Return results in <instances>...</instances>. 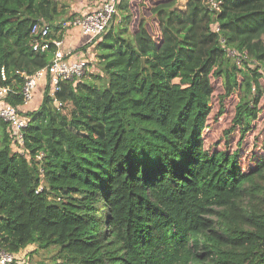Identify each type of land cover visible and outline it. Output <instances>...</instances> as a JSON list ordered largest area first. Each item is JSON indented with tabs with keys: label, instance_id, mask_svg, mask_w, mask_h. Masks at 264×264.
Masks as SVG:
<instances>
[{
	"label": "trees",
	"instance_id": "16d2710c",
	"mask_svg": "<svg viewBox=\"0 0 264 264\" xmlns=\"http://www.w3.org/2000/svg\"><path fill=\"white\" fill-rule=\"evenodd\" d=\"M218 1L220 12L187 0L163 29V7L178 0H121L122 19L94 44L100 67L63 82L56 103L47 85L25 112L28 157L13 150L0 119L5 250L54 248L50 264H264V150L243 153L264 120V0ZM60 3L0 0V83L17 92L13 105L24 104L18 72L53 58V47L34 51L33 25L62 39L77 16ZM145 11L156 14L153 25L139 20ZM215 79L224 91L216 119L237 100L217 141L207 135Z\"/></svg>",
	"mask_w": 264,
	"mask_h": 264
},
{
	"label": "built area",
	"instance_id": "2783aa9c",
	"mask_svg": "<svg viewBox=\"0 0 264 264\" xmlns=\"http://www.w3.org/2000/svg\"><path fill=\"white\" fill-rule=\"evenodd\" d=\"M95 1V7L91 10L64 23V29L66 30L74 27L80 28L82 34L86 37L85 44L93 43L89 46H94L96 41L107 32L118 13V5L121 0ZM204 1L211 10L221 11L222 1ZM217 30H219V27H217ZM32 33L41 38L34 43V51L45 52L49 51L51 47L54 48L51 63L33 74L18 72L24 78V84L20 92L24 104L20 106L13 105L9 101V97L17 94V92L11 86L0 83V119L8 125L13 150L25 157L29 156L25 138V129L29 121L22 106L31 103L34 92L42 84L44 85V91L49 85V96L56 103V93L60 90L62 83L82 79L86 76L90 64L88 57L73 58L74 52L67 49L64 44V37L62 39L52 38L50 29L46 25L40 23L33 25ZM229 54L234 55L235 53L229 50ZM0 76L2 80L7 79L4 68L1 69ZM42 156L43 153H39L36 157L42 159ZM28 252L26 249L19 253H11L0 244V264H29Z\"/></svg>",
	"mask_w": 264,
	"mask_h": 264
},
{
	"label": "rangeland",
	"instance_id": "374dc122",
	"mask_svg": "<svg viewBox=\"0 0 264 264\" xmlns=\"http://www.w3.org/2000/svg\"><path fill=\"white\" fill-rule=\"evenodd\" d=\"M59 1L63 4L65 3V4L70 5V7H72L73 4H75L77 2L79 3V0H59ZM61 3H60V5H61ZM128 3H129V5L131 4L130 0H128ZM186 3H187V0H178V2L175 3V5H171L168 10L166 9L167 7H163L164 12L161 14V18L163 19V26H162L163 29L169 27L165 21L167 15H170L171 17H173L172 12H170V11L173 10L175 12V14H180L182 16V15H184L183 11H185L183 9V6L186 5ZM77 7H82V11H83V12L81 11L80 13L78 12L79 14H77V16H80L83 13L87 12V10L85 9L86 8L85 5L84 6L78 5ZM129 10L132 12V20H131V26L133 27L132 29H136L138 26V23H139L138 19L135 20L137 13L133 11V8L129 7ZM159 11H161L160 8L155 9V12L158 13ZM155 15L154 16L151 15L150 11H145V13H143L141 15L139 20L144 21L146 25H153V23L155 21H157V18ZM121 19H122V14H121V11L119 10V14L117 13V15L114 17L112 23H115V25H116L117 23H119V21ZM159 25H161V24L158 22V26ZM74 29H77L79 36L84 37L80 28H78V27L72 28V30H74ZM78 53H80V52H76V53L74 52V56H76ZM87 57L91 61V64H89V69H91V66L94 65L93 69L97 70L100 67V65H99V58L97 59V57H96L95 48L89 49ZM89 69H88V71H89ZM93 69H91V70H93ZM88 75H89V73H88ZM262 82L264 84V80ZM213 85L215 87V95H214L215 114L212 118L213 121L210 125V131L207 135L213 141H217V140L221 139V137L223 135V131L225 129H228L231 125V120H232L233 115H234L233 108H234V104L236 103L237 100H235L233 103L232 102L227 103L225 112L222 115L218 116V119H216L217 117L215 115H217V113H218L217 110L219 108L218 95L222 94L224 91L223 92L221 91L222 88H221V80L220 79H215L213 81ZM32 101L30 103L31 107L26 108L27 110H25V108H24V111L30 112V111L36 109L38 107V105L40 104V102L34 101L32 103ZM262 103L264 104V96L262 98ZM239 139H240V131H239V129H236L232 132L230 146H232L233 148H237V143H238ZM243 144H244L243 153H244V156L246 159L248 158L249 155L254 154L256 151H258V154L263 153V150H264V120H260L259 122L256 123V127L254 129H252L247 134L246 138L244 139ZM224 146H226L225 143H224ZM220 147H223V145L222 146L220 145ZM261 149H263V150L261 151ZM33 249H36V247L34 245L29 247V250H28L30 253L28 255L29 256L28 258L31 259V264H38L41 262L50 264L51 258L56 252V250L54 248H51L48 250H38L34 253H31V251Z\"/></svg>",
	"mask_w": 264,
	"mask_h": 264
},
{
	"label": "crops",
	"instance_id": "0c3cea01",
	"mask_svg": "<svg viewBox=\"0 0 264 264\" xmlns=\"http://www.w3.org/2000/svg\"><path fill=\"white\" fill-rule=\"evenodd\" d=\"M96 1L95 0H79V3H75L73 4L72 7H70L69 11L71 14L77 13L79 14L82 11V7H77L78 5L80 6H86V10L89 11L91 10L93 7H95ZM80 10V11H79ZM79 12V13H78ZM83 12V11H82ZM64 44L67 47V49H77L79 47H82L85 45L86 43V37H81L78 35V31L77 29L72 30V28L67 29L66 33L64 35ZM95 48L94 46H89L87 47V51H81L80 53H78L76 56L73 55V58H79V57H86V55H88V51L89 49ZM93 51V50H92ZM93 54V53H92ZM44 93V85L42 84L35 92H34V98L33 101L36 102H41L42 100V95ZM23 108H25V110H27L26 108H30L31 105H25L22 106Z\"/></svg>",
	"mask_w": 264,
	"mask_h": 264
}]
</instances>
